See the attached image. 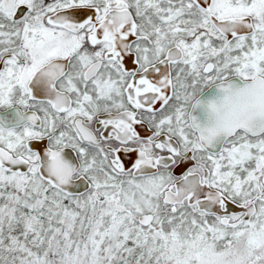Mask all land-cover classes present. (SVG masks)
Masks as SVG:
<instances>
[{"label": "snow or ice", "instance_id": "1", "mask_svg": "<svg viewBox=\"0 0 264 264\" xmlns=\"http://www.w3.org/2000/svg\"><path fill=\"white\" fill-rule=\"evenodd\" d=\"M10 108L0 264H264V0H0Z\"/></svg>", "mask_w": 264, "mask_h": 264}, {"label": "flooded vegetation", "instance_id": "2", "mask_svg": "<svg viewBox=\"0 0 264 264\" xmlns=\"http://www.w3.org/2000/svg\"><path fill=\"white\" fill-rule=\"evenodd\" d=\"M218 95L217 90L214 86L207 87L201 94L200 99L206 101L208 99L215 98ZM193 115L196 116L199 121L204 122L205 114L202 109L197 108L193 111ZM0 119L5 121L6 126L11 127L17 120L15 115V109H7V110H0ZM84 183V182H83ZM78 189L80 188L79 185L77 186ZM85 189L75 190V191H83Z\"/></svg>", "mask_w": 264, "mask_h": 264}, {"label": "water", "instance_id": "3", "mask_svg": "<svg viewBox=\"0 0 264 264\" xmlns=\"http://www.w3.org/2000/svg\"><path fill=\"white\" fill-rule=\"evenodd\" d=\"M79 185V189H78V186ZM86 188V185L83 183V181H78L75 183V185L72 187L71 190L75 191V190H80V189H85Z\"/></svg>", "mask_w": 264, "mask_h": 264}, {"label": "clouds", "instance_id": "4", "mask_svg": "<svg viewBox=\"0 0 264 264\" xmlns=\"http://www.w3.org/2000/svg\"><path fill=\"white\" fill-rule=\"evenodd\" d=\"M225 105L223 103L217 105V111L221 114L225 111Z\"/></svg>", "mask_w": 264, "mask_h": 264}]
</instances>
